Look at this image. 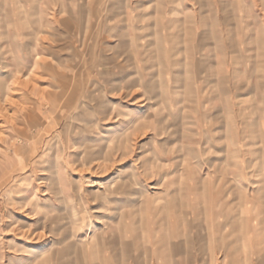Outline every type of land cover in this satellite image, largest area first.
Segmentation results:
<instances>
[{"label": "rangeland", "instance_id": "1", "mask_svg": "<svg viewBox=\"0 0 264 264\" xmlns=\"http://www.w3.org/2000/svg\"><path fill=\"white\" fill-rule=\"evenodd\" d=\"M93 1L106 12L113 0ZM111 17L66 29L56 14L43 29L51 43L41 45L40 67L0 71V264H264V220H211L209 198L198 200L205 188L192 180L191 166L214 168L238 142L205 145L213 124L195 112L193 78L180 94L174 85L146 91L143 76L165 64L141 68L160 48L138 42L136 50L127 14L104 23ZM150 24L141 34L153 43L161 35ZM139 33L131 28L132 38ZM209 97L202 112L219 119V137L231 129L228 111L215 105L217 93Z\"/></svg>", "mask_w": 264, "mask_h": 264}, {"label": "crops", "instance_id": "2", "mask_svg": "<svg viewBox=\"0 0 264 264\" xmlns=\"http://www.w3.org/2000/svg\"><path fill=\"white\" fill-rule=\"evenodd\" d=\"M94 5L96 2L91 4L89 0H0V33L4 34L0 38V71L4 74L12 69L18 76L15 73L18 67L22 74L25 71L28 74V69L40 58L41 45L51 43L48 36L43 37V29L55 24L56 14H62L57 22L66 29L84 28L89 17L93 20L104 13L112 16L111 21L104 23H114L127 14L123 27L128 30V42L136 50L140 48L138 42L147 43V49L160 48L159 56L147 57L151 65L141 69L149 72L165 64V70L158 68L157 73L143 76L150 78L149 82L146 80V91L161 89V94L166 90L168 93L174 85L172 90L180 94L181 89L190 85L187 78H193L199 107L195 112L202 124H213L207 133H202L205 145L213 140L238 142L224 151L225 159L216 162L214 168H204L200 163L191 166L192 180L205 188L198 200L209 198L207 210L213 215L210 219L264 220V0H131L130 3L124 0L122 4L113 0L106 12L93 8ZM122 7L125 13H120ZM152 21L154 25L150 24ZM148 24L150 29L160 30L161 36L153 43L147 41L152 36L141 34ZM131 28L140 33L132 38ZM111 29V38L119 37V27ZM141 55L138 54V59L142 63ZM24 59L29 61L27 67L21 65ZM164 75L170 80L162 87L163 80L159 84L156 80ZM216 93L214 103L228 111L225 124L231 127L219 137H214L213 131L214 125L221 124L219 119L202 112L211 104L209 94ZM174 104L175 111L169 117L176 124L182 110L180 101ZM168 120L166 117L158 124H166ZM230 157L237 160L230 161ZM196 196L193 194V199ZM232 197L234 201L230 200ZM179 221L176 216V222ZM256 236L263 234L258 232Z\"/></svg>", "mask_w": 264, "mask_h": 264}, {"label": "bare ground", "instance_id": "3", "mask_svg": "<svg viewBox=\"0 0 264 264\" xmlns=\"http://www.w3.org/2000/svg\"><path fill=\"white\" fill-rule=\"evenodd\" d=\"M39 59L37 58L36 59V62L34 63L35 65H34V67H33V70H31V72L32 71H34L35 69H37V68H39L40 67V63H39V61H38ZM29 76V75H28ZM72 106V105H71ZM71 106H68V107H70L71 108ZM153 188H155V187H153ZM225 193V192H224ZM194 219V218H193ZM233 227V226H232Z\"/></svg>", "mask_w": 264, "mask_h": 264}]
</instances>
